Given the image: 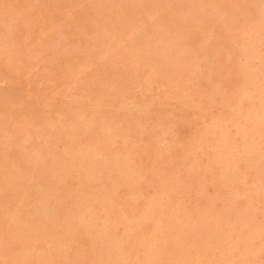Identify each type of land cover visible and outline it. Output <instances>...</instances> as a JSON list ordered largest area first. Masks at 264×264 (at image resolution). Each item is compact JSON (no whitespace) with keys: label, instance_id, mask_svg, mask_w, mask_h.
<instances>
[{"label":"rangeland","instance_id":"374dc122","mask_svg":"<svg viewBox=\"0 0 264 264\" xmlns=\"http://www.w3.org/2000/svg\"><path fill=\"white\" fill-rule=\"evenodd\" d=\"M0 99V264H264V0H0Z\"/></svg>","mask_w":264,"mask_h":264},{"label":"bare ground","instance_id":"6f19581e","mask_svg":"<svg viewBox=\"0 0 264 264\" xmlns=\"http://www.w3.org/2000/svg\"><path fill=\"white\" fill-rule=\"evenodd\" d=\"M230 25V24H229ZM226 27V26H225ZM233 49V48H232ZM235 51V50H234ZM1 100V99H0ZM220 121V120H219ZM220 128V127H219ZM224 128V127H223ZM220 136V135H219ZM206 137V136H205ZM204 139V138H203ZM138 159V158H137ZM86 161V160H85ZM87 162V161H86ZM137 162V161H136ZM89 163V162H88ZM133 165V164H132ZM89 166V165H88ZM134 166V165H133ZM90 168V167H89ZM140 168V167H139ZM129 170V169H128ZM145 171V170H144ZM146 173V172H145ZM3 178V177H2ZM4 180V179H3ZM3 182H5V181H3ZM69 186H70V184H69ZM1 190V189H0ZM91 192V191H90ZM90 194V193H89ZM88 194V195H89ZM93 194V193H92ZM6 197V196H5ZM90 197V196H89ZM92 197H94V196H92ZM153 203V202H152ZM152 205V204H151ZM3 206H4V204H3ZM10 206V205H9ZM148 206H149V204H148ZM35 213V212H34ZM22 218V217H21ZM18 220H19V218H18ZM104 221V220H103ZM109 221V220H108ZM107 221V222H108ZM25 224V223H24ZM37 226V225H36ZM127 229V228H126ZM127 231V230H126ZM122 232H124V231H122ZM10 233V232H9ZM123 234V233H122ZM24 235V234H23ZM120 236V235H119ZM122 236V235H121ZM120 236V237H121ZM78 241V240H77ZM0 244H1V242H0ZM8 245V244H7ZM11 245V244H10ZM13 247V246H12ZM11 249V248H10ZM10 251V250H9ZM123 251H125V250H123ZM1 260V259H0ZM4 260V259H3ZM3 260H1V261H3ZM63 262V261H62ZM49 264V263H48Z\"/></svg>","mask_w":264,"mask_h":264}]
</instances>
